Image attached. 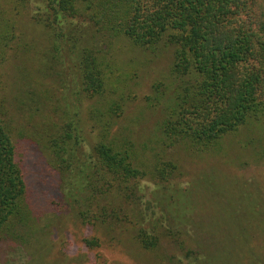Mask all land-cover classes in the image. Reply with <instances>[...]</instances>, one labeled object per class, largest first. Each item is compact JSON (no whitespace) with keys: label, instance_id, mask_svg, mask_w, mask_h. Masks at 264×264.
Wrapping results in <instances>:
<instances>
[{"label":"trees","instance_id":"trees-1","mask_svg":"<svg viewBox=\"0 0 264 264\" xmlns=\"http://www.w3.org/2000/svg\"><path fill=\"white\" fill-rule=\"evenodd\" d=\"M40 1L43 9L33 21L47 32L50 69L58 74L52 81L59 78L63 94L72 85L74 96L96 100L99 106H92L88 118L98 139L87 142L78 110L70 111L63 97L59 124H48L45 134L42 129L34 145L57 174L61 197L76 206L77 221L152 252L161 235L143 228L141 182H167L177 166L161 156L144 169L125 133L110 137L126 102L120 43L154 57L171 51L168 76L154 83L153 96L147 97L163 117L160 147L182 146L189 154L216 151L223 137L264 121V0ZM29 2L23 0V6ZM2 113L0 104V233L23 240L16 223L25 226L33 218ZM70 177L83 184L67 197L62 192ZM255 218L264 223L260 210ZM83 243L89 249L101 245L97 237Z\"/></svg>","mask_w":264,"mask_h":264},{"label":"rangeland","instance_id":"rangeland-1","mask_svg":"<svg viewBox=\"0 0 264 264\" xmlns=\"http://www.w3.org/2000/svg\"><path fill=\"white\" fill-rule=\"evenodd\" d=\"M24 6L23 0H0V104L33 220L21 227L16 223L23 240L0 233V264H264V223L255 218L258 210L264 213V121L223 137L216 151L189 154L182 146L160 147L163 117L147 97L153 96L152 85L169 74V50L154 57L120 43L126 102L110 131V137L125 133L133 141L136 163L144 169L161 156L177 166L167 182H141L143 228L161 235L159 246L147 252L76 220V206L61 197L58 176L34 142L42 129L48 133V124H59L60 107L67 103L70 111L78 110V126L92 143L98 137L88 115L99 105L74 96L72 85L63 94L59 78L52 81L58 74L50 69L47 32L33 21L43 3L30 0ZM59 71L65 77V69ZM82 184L70 177L62 193L75 194ZM85 237H97L100 247H85Z\"/></svg>","mask_w":264,"mask_h":264}]
</instances>
